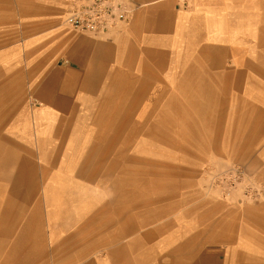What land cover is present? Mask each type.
<instances>
[{"label":"crops","instance_id":"crops-1","mask_svg":"<svg viewBox=\"0 0 264 264\" xmlns=\"http://www.w3.org/2000/svg\"><path fill=\"white\" fill-rule=\"evenodd\" d=\"M131 1L128 23L98 35L29 36L44 45L18 53L29 65L0 68V237H13L0 245V264H264V217L238 213L235 235L229 224L214 231L212 212L197 211L210 201L198 195L205 184L192 167L217 155L214 122L235 112L237 124L264 118V0ZM134 140H161L167 153L189 157L163 195L133 196ZM37 147L66 161L44 198L45 228L59 220L64 237L59 248L41 245L40 256L20 241L35 194L22 182L20 157ZM90 156L101 157L111 187L92 216L83 209Z\"/></svg>","mask_w":264,"mask_h":264},{"label":"rangeland","instance_id":"rangeland-1","mask_svg":"<svg viewBox=\"0 0 264 264\" xmlns=\"http://www.w3.org/2000/svg\"><path fill=\"white\" fill-rule=\"evenodd\" d=\"M66 3L67 0H0V68L6 63L10 64L11 68H15L19 63L29 65V60L15 59L19 57L18 53H24L28 57V53L31 51L37 52L44 48L42 43H30L29 40L33 38L29 36L41 37L43 40L47 35L81 34V32L72 29L65 21ZM50 21L52 24H49ZM4 58H8V60H4ZM63 59L65 58H59L58 61L62 62ZM229 102L232 104L235 103V100L229 99ZM32 109L36 110V105ZM215 110L219 111L220 108ZM219 116L221 115L216 117ZM245 120V124H237L235 112L233 117L226 118V123L214 122L211 141L213 151L217 152V155L199 156L197 157L198 162L192 165L193 168H196L199 183L200 180H203V184L206 185L198 187V195L202 199L206 197L210 201L206 204L204 202L197 203V211L212 212V219L208 222L212 224L214 231L220 232L229 224L234 235L236 234L238 213H241L242 216L243 213L260 212L259 214L264 217V154H262L264 150V118L261 119V122L259 120L255 122L252 116L246 117ZM217 136L222 137V140L216 139ZM133 142V196L140 197L148 194L157 197L163 195V191L166 189L164 185L168 187L176 181L175 171L179 172L181 170L179 164H186L189 157L167 153L168 147H165L161 140H134ZM164 143L166 142L164 141ZM180 144L183 145V142ZM141 146L144 147L142 152ZM163 151L165 154H162ZM37 152L38 154L35 156L20 157L22 182L26 181L23 184L26 187L31 186L35 192L31 197V204H27L32 213L31 218L21 221L20 241L21 244L36 245L35 253L40 256L45 254L41 245H46L47 242L49 245L52 244V248H59L61 239L64 237L60 234L63 230L60 228L59 220H57V224L52 225V228L50 223L45 228L44 198L46 185L56 173H60V168L66 166V161H62L64 157L61 155L45 156L43 154L44 147H37ZM84 157L80 156V160H77L76 157L70 160V170H78ZM107 160L108 158L105 157L103 162L105 163ZM107 167L108 165L103 166V174ZM101 170V157H86L84 172L85 185L88 190L84 196L88 198L90 205L86 204L85 211L89 212L90 216L99 210L100 201L104 202L109 199V192H111L107 177H100ZM81 183L83 184L82 180ZM1 191L0 193H3ZM72 195L74 194L70 193V196ZM2 198H4V194L3 196L0 194V202ZM105 206L101 203V212H107L104 209ZM70 207L73 206L70 205ZM26 211L28 210L26 209ZM86 215L88 216V213ZM72 222L73 224L70 225ZM242 222L243 220H241ZM88 223L89 221L86 220V225ZM95 223L98 227V220ZM70 224L72 228L69 230V234H76L75 219ZM89 225H93V221ZM46 229H48V235H46ZM49 231H52V235ZM88 238L90 237H86V243L89 242ZM107 238L109 237H105V239ZM12 240L13 237L1 236L0 245L9 244ZM70 242L75 243L76 236L70 235ZM90 243H92L91 239ZM3 254L5 255V253ZM231 254L235 256V253ZM261 256L264 257V251L261 252ZM36 264H45V261L42 259ZM53 264H56L55 258Z\"/></svg>","mask_w":264,"mask_h":264},{"label":"built area","instance_id":"built-area-1","mask_svg":"<svg viewBox=\"0 0 264 264\" xmlns=\"http://www.w3.org/2000/svg\"><path fill=\"white\" fill-rule=\"evenodd\" d=\"M136 8L131 0H67L65 21L81 33L105 34L128 23Z\"/></svg>","mask_w":264,"mask_h":264},{"label":"bare ground","instance_id":"bare-ground-1","mask_svg":"<svg viewBox=\"0 0 264 264\" xmlns=\"http://www.w3.org/2000/svg\"><path fill=\"white\" fill-rule=\"evenodd\" d=\"M85 205V204H84ZM88 205H90L89 203H88ZM83 209L85 210L86 209V205H85V207L83 206Z\"/></svg>","mask_w":264,"mask_h":264}]
</instances>
